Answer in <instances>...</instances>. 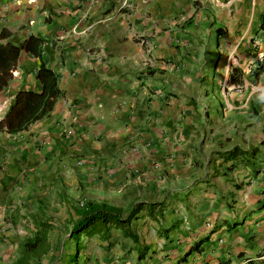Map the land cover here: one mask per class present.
<instances>
[{
  "label": "crops",
  "instance_id": "0c3cea01",
  "mask_svg": "<svg viewBox=\"0 0 264 264\" xmlns=\"http://www.w3.org/2000/svg\"><path fill=\"white\" fill-rule=\"evenodd\" d=\"M1 28L42 41L59 96L0 131V264L41 224L46 250L28 264H45L84 202L146 207L136 241L78 236L96 264H264V0H0ZM37 67L21 52L0 103L38 92ZM233 148L245 154L217 156Z\"/></svg>",
  "mask_w": 264,
  "mask_h": 264
},
{
  "label": "trees",
  "instance_id": "16d2710c",
  "mask_svg": "<svg viewBox=\"0 0 264 264\" xmlns=\"http://www.w3.org/2000/svg\"><path fill=\"white\" fill-rule=\"evenodd\" d=\"M11 36L12 33L6 28L0 29V91L10 82L11 72L21 52L37 59L38 67L35 70V79L40 85L38 92L18 91L0 120V131L16 134L25 130L30 124L47 116L59 96V91L56 86V75L46 68L40 59L39 48L42 41L30 35L20 43L14 44L10 40ZM244 154L239 149L233 148L228 152L218 153L217 156L223 161H227L234 160L236 156ZM143 208H146L143 203H137L122 218L120 209L105 203L84 202L78 208V218L71 223L67 232L70 239L77 240L78 236L83 233H98L101 230L107 231L109 228L122 229L126 237L136 241V238L130 234L128 224ZM48 228V225L45 224L37 226L36 233L20 243L19 252L21 257L17 259L16 264H28V261L38 259L39 255L45 253V231Z\"/></svg>",
  "mask_w": 264,
  "mask_h": 264
},
{
  "label": "rangeland",
  "instance_id": "374dc122",
  "mask_svg": "<svg viewBox=\"0 0 264 264\" xmlns=\"http://www.w3.org/2000/svg\"><path fill=\"white\" fill-rule=\"evenodd\" d=\"M210 46H212V49H209L206 52L207 53L206 60L208 61V65H207V71L206 73H204L206 75L205 77L207 78L205 81L208 84L209 92L211 89V85L217 82L216 79L213 80L212 75H214L215 63L218 60V55L215 48H213V44L211 43ZM174 192L176 193L177 191L175 190ZM42 205H43L42 210L43 209L45 210L44 214H47L46 216L49 217V214L53 213V211L44 208V205L46 206V204L43 203ZM124 216L125 214L123 213L122 217ZM62 229L64 230V228ZM112 233H114L113 229L109 228L108 234L111 235ZM76 248L77 247H75V240L69 239L68 237H63L61 241L59 240L57 243H55L54 250L56 251V255L52 258L44 259L46 260L45 264H96L94 262V256H92V259L90 258L91 260L89 261L85 260L86 258L83 259L81 255L82 250Z\"/></svg>",
  "mask_w": 264,
  "mask_h": 264
},
{
  "label": "built area",
  "instance_id": "2783aa9c",
  "mask_svg": "<svg viewBox=\"0 0 264 264\" xmlns=\"http://www.w3.org/2000/svg\"><path fill=\"white\" fill-rule=\"evenodd\" d=\"M7 108H8V104L6 102H1L0 103V120L4 116ZM206 226H208V224H206Z\"/></svg>",
  "mask_w": 264,
  "mask_h": 264
}]
</instances>
